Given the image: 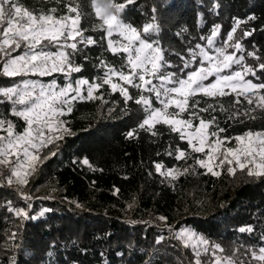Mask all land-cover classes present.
Here are the masks:
<instances>
[{
  "label": "trees",
  "instance_id": "obj_1",
  "mask_svg": "<svg viewBox=\"0 0 264 264\" xmlns=\"http://www.w3.org/2000/svg\"><path fill=\"white\" fill-rule=\"evenodd\" d=\"M23 2L29 6L41 3L46 8L52 6L47 0ZM127 7L130 10L126 22L140 31L151 22L152 9H157L155 22L161 28L160 43L169 50L166 58L174 64L180 63L179 57L170 53L187 55V50L196 43L206 44L199 37L208 36L213 25H221L217 41L222 42L236 18L246 20L252 15L257 19L241 24L235 36H242L241 29L255 27L256 31L242 43L247 51H252L255 45L264 53V0H137L135 6ZM87 10L94 19L90 6ZM89 34L94 38L105 36L103 31L86 33ZM156 38L153 35L150 39ZM101 43L107 49V39ZM100 54L101 48L94 44L85 50L88 61L77 55V63L84 67L80 73H72V78L86 77L91 82L97 74L102 75L104 70L98 73L94 66L99 63L95 58ZM103 55L118 66L119 57L126 54L104 51ZM247 62L255 63L250 57ZM16 78L19 77L0 75V87L14 84ZM39 79L47 83L58 80L61 85L66 82L61 73ZM129 91L139 94L135 88ZM101 93L107 103L74 101L72 113L61 117L69 122L75 134L60 141L58 154L40 165L29 178L31 201L26 202L17 194L16 185L0 187V264H9L12 258L15 264H189L193 260L191 249L183 248L180 241L170 238L164 223L157 219L160 216L167 217L168 224L174 225L175 230L193 229L221 244L226 252L218 253L220 255L231 256L238 243L257 246L264 243L260 240L264 232V178L248 177L241 172L235 177L222 174L217 178L203 174L206 170L198 165L197 175H184L176 180L162 175L169 169L186 166L185 160L178 161L174 155H167L177 146L191 152L186 140L179 139L178 133H171L163 124L157 125L163 133L161 136L137 128L145 115L141 105L133 101L125 103L120 92H112L107 85L96 94ZM232 99V96L223 98L224 101ZM9 108L8 103L0 105V112L6 113ZM109 108L113 110L110 112ZM201 115L209 118V113ZM211 115L219 117L220 126L228 129L221 136L242 134L249 128L255 130L264 126V121L259 119L244 124L224 123L225 115L218 110ZM253 115H264V112L257 109ZM11 119L17 122L18 129L25 127L23 120ZM134 128L137 133L129 138L127 133ZM49 150L43 151L47 154ZM192 155L199 157L198 153ZM85 158L96 170L82 163ZM157 163L164 165L159 172ZM192 163V159L187 160V164ZM4 175H8L7 169ZM7 201L25 210L31 203L29 215L37 218L16 217L7 211ZM44 208L52 211L40 216ZM247 226H252L254 231L239 232V228ZM12 233H17L14 239ZM160 236L165 239L157 244ZM211 255L209 252L200 259L205 262ZM240 259L246 264L248 261L261 264L252 259L250 253Z\"/></svg>",
  "mask_w": 264,
  "mask_h": 264
},
{
  "label": "snow or ice",
  "instance_id": "obj_2",
  "mask_svg": "<svg viewBox=\"0 0 264 264\" xmlns=\"http://www.w3.org/2000/svg\"><path fill=\"white\" fill-rule=\"evenodd\" d=\"M47 3L52 6L46 8L43 3L29 6L23 0H0V75L15 78L61 73L66 81L61 85L56 80L41 83L23 79L0 87V105H10L6 113L0 112V187L16 185L14 190L17 194L26 202L31 201L33 197L24 193L23 187L27 186L29 178L40 165L58 154L59 142L75 134L69 122L61 117L72 113L74 101L101 100L107 103L103 93L96 94L105 85L112 92L119 91L125 103L133 101L141 105L145 115L137 128L153 136H161L163 133L157 125L163 124L171 133H178L179 139L186 140L191 152L178 146L167 152L178 161L185 160L186 166L169 169L162 175L173 180L184 175H197L198 165L206 170L203 174L217 178L222 174L235 177L237 172L248 177L264 178V126L255 130L249 128L242 134L221 136L228 129L220 126L219 117L211 115L218 110L225 115L224 123L264 121V115H253L257 109L264 112V53H260L255 45H252V51H247L242 43L256 28L241 29L242 36H235L241 24L256 20V16H249L246 20L236 18L222 42L217 41V37L221 36V25H213L208 36L199 37L206 44L196 43L187 50V55L170 53L179 57L180 63L174 64L166 58L169 50L161 46V28L155 22V7L151 22L142 28L145 38H141L137 27L126 22V14L130 10L127 6H135L137 0L117 2L122 16L119 19L116 16L104 18L103 27H98L100 23H96L102 19L99 10L94 11L90 7L94 19L87 10L89 0H47ZM97 31L105 32V36L94 38L86 35ZM114 34L120 39L113 40ZM153 35L157 38L150 39ZM104 39H107V49L101 43ZM94 44L101 48L100 56L95 58L99 63L94 66L98 73L103 69V74H97L91 82L86 77L73 79L72 73H80L84 67L77 63V55L88 61L89 55H84L85 50ZM229 48L234 51L229 52ZM104 51L126 55L119 57L117 66L106 60ZM249 57L255 63H248ZM114 77L123 83H117ZM123 84L137 89L139 94L130 93ZM227 96L233 99L224 101L223 98ZM198 97L209 98L211 102ZM202 104L205 106L202 107ZM170 108L175 111H169ZM112 110L109 108L110 112ZM201 113H209V118L206 119ZM11 117L23 120L25 127L18 129L17 122ZM136 133L137 129L134 128L127 136L133 138ZM233 141L235 146H230ZM45 149H50L47 154L43 151ZM193 153L201 156L195 157ZM188 159H192L193 163L187 164ZM82 163L93 168L87 158ZM163 167L160 163L156 164L158 172ZM5 169L7 176L4 175ZM5 206L16 217L37 218L29 215L31 203H28V210L13 207L12 201H7ZM51 211L44 208L39 215ZM157 219L164 223L170 238L180 241L183 248L191 249L193 260L189 264H204L200 257L209 252L214 257V264H246L245 260L240 259L245 253H250L252 259L264 264V243L260 246L238 243L231 256L218 255L226 252L221 244L210 241L193 229L181 227L175 230L165 216ZM253 231L252 226L239 228L241 233ZM16 235L12 233L11 238L14 239ZM163 239L165 237H158L156 243ZM260 240L264 242V232L260 234ZM240 249H244V252H240ZM9 264H15V259H10ZM247 264H251V261Z\"/></svg>",
  "mask_w": 264,
  "mask_h": 264
},
{
  "label": "clouds",
  "instance_id": "obj_3",
  "mask_svg": "<svg viewBox=\"0 0 264 264\" xmlns=\"http://www.w3.org/2000/svg\"><path fill=\"white\" fill-rule=\"evenodd\" d=\"M90 7L96 11L99 10L101 13V23L98 27H103V19L116 16L118 19L122 16V9L118 8L117 0H89Z\"/></svg>",
  "mask_w": 264,
  "mask_h": 264
},
{
  "label": "rangeland",
  "instance_id": "obj_4",
  "mask_svg": "<svg viewBox=\"0 0 264 264\" xmlns=\"http://www.w3.org/2000/svg\"><path fill=\"white\" fill-rule=\"evenodd\" d=\"M140 33H141V38H144V36H143V34H142V30L140 31V30H138ZM112 39L113 40H116V39H120V37L118 36V35H116V34H114L113 35V37H112ZM71 42V41H70ZM123 43H127V41H122ZM136 44L138 45V41L136 42ZM228 51L229 52H232V51H234V49H232V48H229L228 49ZM237 55H240V53H237ZM54 74H56V73H54ZM36 77V78H35ZM23 78H25V77H19L17 80H15L14 81V83H18V82H20L21 80H23ZM40 77L39 76H27L26 77V79H30V80H38V81H40L41 83H47V82H45V81H43V80H40L39 79ZM249 78V77H248ZM117 83H120V84H122L123 82H121V81H119L118 80V78H116V77H114L113 78ZM59 84H61L58 80H56ZM157 81H154V83H156ZM123 86L125 87V88H129V90H130V87H129V85H127V84H123ZM84 88L86 89L87 88V85H85L84 86ZM144 95H149L148 93H143ZM85 95H86V91H85ZM157 106H159V105H157ZM171 109V108H170ZM169 109V110H170ZM212 139H215L214 137L212 138ZM230 146H235V141H233L232 142V145H230ZM207 151V150H206ZM199 154V153H198ZM199 156H201V154H199ZM29 189H30V186L27 184V186H25V187H23V189H22V191L24 192V193H29ZM166 230L168 231V229L166 228ZM169 232V231H168ZM218 255H220V254H218ZM204 264H214V257L211 255V257L210 258H206V261L204 262Z\"/></svg>",
  "mask_w": 264,
  "mask_h": 264
}]
</instances>
